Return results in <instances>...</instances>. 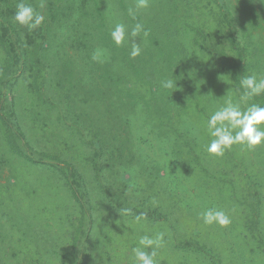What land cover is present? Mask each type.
<instances>
[{
    "label": "trees",
    "instance_id": "trees-1",
    "mask_svg": "<svg viewBox=\"0 0 264 264\" xmlns=\"http://www.w3.org/2000/svg\"><path fill=\"white\" fill-rule=\"evenodd\" d=\"M208 1L172 0L175 18L163 21L165 26L152 17L146 20L127 14L148 32L147 37L137 38L145 50L132 58L131 40L122 46L111 40L113 27L107 23L105 0H45L44 9L39 8L40 0H31L45 15L41 27L32 31L14 22L18 0H0V178L5 169L9 174L0 179L5 181L0 182V264H106L103 255L109 264H133L132 249L139 237L155 232L164 233V244L157 249L158 264H239L240 259L264 263V147L234 145L219 157L207 152L211 113L226 99L240 100L244 75L264 77V0ZM58 47L65 56L67 48L75 54L61 62L72 90L101 107L107 101L109 110L131 108L134 118L143 114L142 122L152 126L159 122L157 127L164 129L186 114L189 121L183 119L182 128L174 129L180 158L204 188L216 192L210 201L231 215L230 226L199 235H192L189 227L190 235L182 238L178 230L187 213L172 202L168 208L164 192L154 184L145 183L142 199L128 190L119 192L115 185L105 188L107 181L100 177L104 165L98 163L105 154L103 144L92 145L95 162L84 165L82 159L64 156V150L57 153L60 149L50 136L41 145L38 132L44 126H30L28 119L36 124L47 121L48 127V120L55 117L50 127L58 125L63 120L64 93L69 91L67 80L54 74ZM97 48L106 50L108 61L92 60ZM85 59L95 64L103 85L116 89L112 94L71 79L77 72L71 65ZM172 76L176 87L163 88L161 82ZM252 104L264 106V94L241 107ZM121 127H125V137L120 154L125 156L127 151L129 162L135 154L125 144L134 132L126 117ZM19 161L37 170L21 173L16 167ZM82 165L86 170H80ZM95 180L103 181L101 191L90 188ZM10 194L12 205L7 201ZM15 195L24 197L16 200ZM141 213L147 219L137 222L135 217ZM114 216L117 224L108 221ZM118 226L123 230L118 231ZM120 232L130 245L126 250L119 248V259L111 260L104 241L119 244ZM230 236L242 242L244 251L236 254L226 246ZM179 252L181 258L202 261L188 263L174 257Z\"/></svg>",
    "mask_w": 264,
    "mask_h": 264
},
{
    "label": "rangeland",
    "instance_id": "rangeland-1",
    "mask_svg": "<svg viewBox=\"0 0 264 264\" xmlns=\"http://www.w3.org/2000/svg\"><path fill=\"white\" fill-rule=\"evenodd\" d=\"M105 1L108 7L106 12L108 18L107 23L110 28H114L116 23H123L128 31L129 28L132 29L135 24L127 16L130 8L135 13V16L141 15L142 19L146 20H148L149 17H152L153 22L159 21V23L164 26L165 22L162 24L163 21L169 22V20L171 21L175 18L174 13L172 12V0H150L149 7L141 10H136L135 0ZM26 2L31 3V0H26ZM207 2L209 1L205 0L204 4ZM86 5L92 6V2H88ZM24 36L25 34L21 33V37L23 38ZM138 39H140V37H138ZM135 41L137 44L141 43V41L138 43L137 38ZM141 47L143 48L142 50H145L143 44ZM67 51L68 55L65 56L64 51L58 47L55 50L56 54L53 56V63L54 65L56 64V72H54V74H56L57 77L65 78L68 82L67 86L69 85V91L64 93L67 98L63 99V101L69 105L68 107L64 103L61 105L63 120L59 122L58 125L54 123V126H52L54 128L50 126L52 121L55 122V117L52 118V121L48 120L50 125L48 127L45 126L47 121L43 122L41 120L36 124L35 120L28 119L29 121L27 122L28 125H33V127L40 129L44 126V128L38 132L40 135L39 138H42L41 145L44 147L46 141H48L46 136H50V140H53L60 149L57 153L60 154L62 153L61 151L64 150V156H69L76 160L82 159L84 165L86 162H95L96 158L94 159L93 156L92 145L99 148V146L103 144L102 148L104 149L105 154L101 155L102 158L98 163L104 165L100 177L102 178L103 176L106 179L103 181H107L105 182V188L108 187V189H110L109 186L115 185L114 189L118 188L119 192L125 193L128 190L137 198L142 199V196L144 195L143 192L147 189L145 183H149V185L154 184L156 188L158 187V191L161 190L164 192V196L168 200L165 199V205L168 208H171L172 202L173 206H175V204L179 207L181 206V209L183 208L184 212L187 213L184 218L182 216L183 220H181V223L183 224V227L180 226V230H178L179 236L184 238L185 236L187 237V235H190L189 227L191 228L192 235H199L200 233L205 232L206 234L217 232L219 226L204 225L201 219V212L205 208L215 207L223 210L219 203H212L210 201L211 197L214 196L216 192L213 193L206 185L205 188L204 185H201L200 181L195 176V173H191L189 169L184 166L183 160L180 158L177 149V140L174 136V129L175 127L179 130L182 128L183 119L186 120L184 122L189 121L187 116H185L186 114H183L180 119L177 118V120L174 121L173 127L164 129V127H157L159 122L155 126H152V123L150 122H142L143 119L141 116H145L143 114H138L134 118V111L131 108H129L130 110H123L121 108H112L109 110L107 101H104L105 104L101 107L98 102L84 98V96L78 94L75 89L72 90V87H70L71 83L69 82V77L62 73L61 62L67 59L69 55L75 54L73 53V50L69 48H67ZM106 54L108 53L106 52ZM61 55L64 56L59 58ZM106 56L107 59L105 61H108L109 55ZM71 66V69L75 68L77 71H75V78L73 77L71 79H77L80 83L89 87L97 86L99 89L106 91L107 95L112 94L116 90L111 85H103L104 81L99 77L100 72L95 70V64L92 61L90 62L88 59L83 61L76 60ZM79 70L82 72L79 73ZM159 75L163 76L162 73H159ZM133 80L134 79L129 81V88L132 87ZM11 97L12 95L10 96V99ZM9 101L6 103V107H8ZM136 110L138 109H135V111ZM66 113H68L69 116L65 119ZM80 114H82V117ZM125 117L134 132V135H131L130 142L125 144L127 145V148L129 147L131 150V154H135L133 160L129 162L128 158H126V155H128L127 151L125 152V156L120 154L122 148V145L120 147L121 139H124L125 137V131L122 129L125 127H121V124L125 122ZM121 118L124 119V122L120 123ZM37 125H39V127ZM25 129L26 128H23L24 131ZM42 132H46L45 136L42 135ZM114 137H117L119 142L115 141ZM260 147L262 148L264 145L261 144ZM80 155H82V157H80ZM50 162L54 164V161L50 160ZM77 166L80 168V164ZM16 167L21 173H30L31 170H37L34 167L31 168V165L22 161L17 162ZM42 167L43 166H40L39 168ZM84 168L86 170V166H83L80 170L84 171ZM8 175V169H5V174L1 178H6ZM30 175L32 177L37 176L32 173ZM103 181L95 180L90 188L95 187L98 191H101L102 187L100 186V182ZM0 182L3 183L5 181L3 179L0 180ZM11 195L12 194L7 196V201L9 202ZM23 197L24 196L22 195H15L13 199L17 198L16 200H21ZM10 205H12L11 202ZM172 209L174 208L172 207ZM116 219L117 217L114 216L108 219V221H111L112 224H117L115 222ZM119 230L122 231L123 228L118 226V231ZM120 234L121 237L118 236V239L120 240L119 244H115L114 241L111 240L104 241L106 244L105 252L109 251V257L111 260L119 259L116 256L120 253L118 252L119 248L126 250L130 245V239L129 241L126 239L124 236L125 233L120 232ZM230 241L231 243L226 246L237 251L236 254H239L238 252L240 251H244L243 246L241 245L242 242H239L235 236H230ZM127 250L129 251V249ZM173 254L176 258L183 257L180 252L178 254ZM105 259L107 258L103 255L102 261L104 260V263L109 264V260ZM181 259L188 263H191L192 261H202L201 259L196 260V257L185 258L184 256V258ZM239 261V264H264L257 259L251 263H248L246 260L243 261L242 259ZM85 263V261L82 262V264Z\"/></svg>",
    "mask_w": 264,
    "mask_h": 264
},
{
    "label": "clouds",
    "instance_id": "clouds-1",
    "mask_svg": "<svg viewBox=\"0 0 264 264\" xmlns=\"http://www.w3.org/2000/svg\"><path fill=\"white\" fill-rule=\"evenodd\" d=\"M150 0H135L136 10L147 9ZM40 9L45 8V0H40ZM129 15L135 17V13L130 8ZM14 22L28 29L29 31L38 29L45 22V15L38 11L26 0H18L16 12L13 17ZM143 34L147 37L148 32L142 23H136L129 32L123 23H116L110 33L111 40L116 46H122L127 41H132L130 56L136 58L141 55L142 41L135 43L136 38ZM107 59L106 50L97 48L93 51L92 60L103 62ZM165 89L176 87V80L165 79L161 82ZM241 87L245 90L239 101L226 99L225 103L211 113L207 121V130L212 137L207 145L209 155L223 156L226 150H230L234 145L247 146L254 149L264 144V106L252 104L249 107H241L252 97L264 94V77L258 78L256 74L244 75L241 79ZM137 222L146 220L145 213L135 217ZM201 219L204 225H217L226 228L231 225L232 217L224 210L215 207L205 208L201 212ZM164 244V233L155 232L153 235H142L139 237L138 246L132 249L133 264H158L157 249Z\"/></svg>",
    "mask_w": 264,
    "mask_h": 264
}]
</instances>
